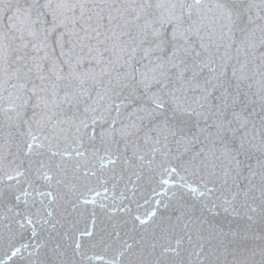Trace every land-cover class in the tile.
<instances>
[{
  "label": "snow or ice",
  "instance_id": "snow-or-ice-1",
  "mask_svg": "<svg viewBox=\"0 0 264 264\" xmlns=\"http://www.w3.org/2000/svg\"><path fill=\"white\" fill-rule=\"evenodd\" d=\"M0 264H264V0H0Z\"/></svg>",
  "mask_w": 264,
  "mask_h": 264
},
{
  "label": "water",
  "instance_id": "water-1",
  "mask_svg": "<svg viewBox=\"0 0 264 264\" xmlns=\"http://www.w3.org/2000/svg\"><path fill=\"white\" fill-rule=\"evenodd\" d=\"M193 186H195V185H193ZM142 218H143V217H142ZM259 259H260V257H259V256H257V257H256V260H257V261H259Z\"/></svg>",
  "mask_w": 264,
  "mask_h": 264
}]
</instances>
